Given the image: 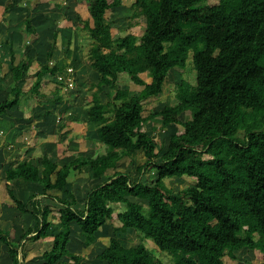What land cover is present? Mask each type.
I'll use <instances>...</instances> for the list:
<instances>
[{"label": "trees", "instance_id": "1", "mask_svg": "<svg viewBox=\"0 0 264 264\" xmlns=\"http://www.w3.org/2000/svg\"><path fill=\"white\" fill-rule=\"evenodd\" d=\"M206 1L135 0L131 18L143 17L145 25L142 34H131L127 44L113 37L107 16L112 9L126 7L125 0L88 1L90 17L76 29L88 32L89 54L99 80L92 84L96 90L85 121L107 149L97 156L78 155L64 165L47 154L38 162L26 158L4 169L14 205L33 219L18 238L0 228V243L12 264L26 262L27 240L48 237L52 244L41 254V264H83L85 256L70 249L72 235L78 234L84 247H92L103 228L113 224L118 204L125 205L117 213L120 225L113 224L107 246L95 255L100 264H165L146 240L170 257L169 264H227V256L237 259L243 250L264 254V0ZM36 5L40 6L38 1ZM14 7L24 13L17 27L27 47L16 51L17 40L0 23V116L11 118L18 111L19 119L31 123L35 107L26 116L24 104L34 95L46 96L40 91L46 79L55 81L59 92L64 84L57 75L66 65L53 61L59 29L50 28L47 60L31 75L35 58L28 40L36 41L42 32L28 4L12 2L4 13ZM191 52L196 84L183 79L176 104L143 116L144 101L163 93L169 73L177 67L185 69ZM122 73L141 89L131 95L129 88H121ZM144 74L151 80H145ZM30 78L35 80L25 90ZM186 112L190 118L172 128L168 148L156 151L144 124ZM43 113L54 120V110ZM43 120H39L42 126ZM139 153L145 161L137 167V176L118 170L120 161ZM85 167L99 183L82 205L70 188L69 176ZM152 170L157 171L156 179L144 181ZM173 176L192 177L197 183L175 192L166 183ZM18 182L42 188L21 197L15 189L18 185L13 186ZM48 198L59 206L46 203ZM53 211L58 213V229L52 222ZM74 226L77 230L72 233ZM130 232L141 238L134 246L120 238Z\"/></svg>", "mask_w": 264, "mask_h": 264}, {"label": "rangeland", "instance_id": "2", "mask_svg": "<svg viewBox=\"0 0 264 264\" xmlns=\"http://www.w3.org/2000/svg\"><path fill=\"white\" fill-rule=\"evenodd\" d=\"M75 1L77 3L74 2L73 6L70 5L69 8L72 10L74 9L76 14H67V11L61 10L58 11V13H54L49 22L46 23V29H42L44 33H41V37L34 42H28V45L32 50V56L35 58V62L30 70L31 75H33L39 69L41 63H44L47 60L46 51L51 44L50 41L53 36V31L50 28H58L59 40L57 41L58 45L55 49L53 61H58L61 65H66V67L72 66L74 68V72H71L72 77H70L71 79H74V84L72 86H63L59 89L60 91L57 92V83L46 79L40 90L46 96L34 95V97H30L28 104H24L23 106L25 111L23 115L26 116L31 114V107H35L36 117L31 123H26V121L19 119L18 117L22 114L18 111H16L15 115L11 118H1L0 116V225H4L5 230L9 229L12 237H14V233H16L17 236L22 233L19 229L22 226L27 227L30 222L33 224V219L30 218L29 222L24 221L23 217H26L27 215H22L18 211L8 194L4 177V169L8 161L12 163L14 161L31 157L39 161L41 158L47 156L50 149L55 150L54 155H57L58 157L73 156L76 152L84 150H86L85 153H83L84 155L92 153L93 156H97L104 153L107 149L105 145L98 141H94L93 146L87 142L88 138L93 139L96 134L94 127H90L82 121V118L86 115L85 111L91 102L92 91L96 90V88L92 87V84L99 80V76L93 67L95 59L89 54L92 42L88 37V32L83 29H76V26L82 27L84 25L83 20L90 17L88 10L89 0ZM134 1L135 0H125L126 7L112 9L107 13L108 18L112 22L113 37L115 39L122 38L125 44L128 43L131 34H142L145 25V19L143 17L135 19L131 18L132 10L130 5ZM218 1L219 0H208L205 3L215 4ZM39 2H42V0H39ZM0 7L1 10H5L6 5L4 6L3 3ZM44 13L46 14L45 11ZM12 17L14 18V16ZM10 32H13V30ZM10 32L9 34L11 37H14V34L18 35L19 43H16L17 48L27 47L25 46L26 40H24L20 32H15L13 34ZM68 40H71L72 43H68ZM38 44H40L39 47ZM105 47L108 49L109 44L106 43ZM192 54L193 52H191L189 56L187 67L185 69L177 67L169 73L164 91L160 96L151 97L144 101L143 116H147L152 111L176 104L177 87L183 79L196 84L197 72ZM143 76L145 80H151L149 76H146L145 74ZM34 80L35 78L28 79L25 90H29ZM119 85L121 88H129L131 95L141 89L140 86L134 84L126 73L120 75ZM101 95L104 100L109 99L105 95V92H102ZM59 96H63L61 101L58 99ZM45 109L55 111L53 121H49V115H43ZM43 118L45 119L43 120L45 124L42 126V123H39L38 121ZM188 118H190V112H186L174 118H155L144 124V128L151 132L154 137L156 151L161 147L162 149L168 148L172 128L175 129V126L179 128L181 122ZM20 125L23 127L20 128ZM61 125L65 128L63 131L59 129ZM154 128L155 131H153ZM88 135L90 137H88ZM88 148L91 150L87 151ZM190 158L200 157L190 156ZM144 161L145 157L142 153H139L134 159L126 157L120 163L119 170L129 173L132 176L134 175L133 177H135L138 174L137 167ZM156 175V170L146 172L144 181L153 182L156 179ZM86 177V173L81 174L80 172H72L69 176L70 180L79 183L77 185L79 193L78 198L79 201L82 202V205L86 189L85 187L79 188L80 185H85V180L81 182L79 178ZM166 183L175 192H178L187 186L194 185L197 181L195 178L188 176H173L172 178H168ZM20 184L33 185L34 183H17V185ZM77 186H74V188H77ZM15 189L17 191L18 186H16ZM17 195L20 196V194ZM55 204V206H59V203ZM124 208V204H118L115 206L116 212L114 214L113 224L120 225L117 219V213L124 210ZM53 216V225L58 229L57 211H53ZM113 224H109L107 225V228L106 226L103 228V231L101 232L102 234L98 235V241H96L90 248L84 247L82 238L77 236L78 234L75 233L72 235L70 249L75 253H82L85 256L83 264H100V262L95 260V255L100 248L108 244V239L112 235ZM2 226L0 227L2 228ZM76 230L77 226H74L72 233ZM120 238L128 246H134L141 241V238L138 235L136 236L135 232H130L123 237L120 236ZM145 243L160 257L161 260L165 262V264L170 263V257L167 254H161L158 252L151 241L146 240ZM51 244L52 238L50 237L38 241L27 240L24 245V251L26 250L28 252V260H26L24 264H38L37 262H30V259L36 255L41 256L46 249L51 247ZM5 253H7L6 248H0V264H8L9 259ZM237 256V259L227 256L225 258L226 263L264 264V254L258 251V249L249 252L243 250L238 252Z\"/></svg>", "mask_w": 264, "mask_h": 264}, {"label": "crops", "instance_id": "3", "mask_svg": "<svg viewBox=\"0 0 264 264\" xmlns=\"http://www.w3.org/2000/svg\"><path fill=\"white\" fill-rule=\"evenodd\" d=\"M38 1V3L40 4L39 7H37L36 5V2ZM12 2H15V3H19L20 5L22 6H27L28 4V11L30 12L29 14H32V16H37L35 19V22H38V25L37 27L39 28V30L43 32V23H47L49 22L50 18L54 15V13H58V11H67L66 13L68 14H76L75 10L69 8V6H73V3H77L75 0H42V2H39V0H29V1H26V0H0V6L4 3V6L6 5V7H10ZM56 4H60L59 7L56 6ZM5 10H1V7H0V23H2V28H4V30L6 32H10V31H15V32H20L19 31V27H17V25L19 24V16L20 15H23L24 13H22V10L20 7H14L12 9H10V11L8 13H4ZM44 11L46 12V14L44 13ZM24 12V11H23ZM51 13V14H50ZM14 16V18L12 17ZM45 16V17H44ZM41 18V20H46V22H42L40 20L39 22V19ZM56 27V26H55ZM67 27V26H66ZM77 27V26H76ZM46 29V28H45ZM58 29V28H57ZM4 35V34H3ZM14 37L15 39L17 40V42L19 43V39H18V35L14 34ZM23 37V36H22ZM41 37V35H40ZM25 40V38H24ZM22 45V43H21ZM15 49L16 51H21L22 48H17L16 44H15ZM64 86H66V84H64ZM87 112V110L85 111V113ZM82 121L86 123L85 121V116L82 118ZM39 122V121H38ZM88 125V124H87ZM23 127V126H22ZM21 125H20V128H22ZM89 136V135H88ZM90 137V136H89ZM94 141H96V138L94 137L93 139L91 138H88L87 139V142L90 144V145H94ZM92 148V147H90ZM90 148L87 149L88 150H91ZM86 150L84 151H78L76 152V154H74L73 156H57V155H54L55 154V150L53 149H50L49 152L47 153L48 155H50L51 159L54 160L55 162L61 164V165H64L66 164L67 162H69L70 160H72L73 158L77 157L78 155H84L83 153H85ZM93 152V151H92ZM86 156H93L92 153H88V154H85ZM32 158V157H31ZM7 159V158H6ZM26 159V158H25ZM34 161L38 162L35 158H33ZM24 160V159H23ZM124 160V159H123ZM122 160V161H123ZM120 161L119 164H118V170H119V167H120V163L122 162ZM11 162L8 161L7 164H6V167L7 168L9 166ZM89 168L88 167H85L81 172L80 171H76V170H73L72 172H80L81 174L82 173H86L87 174V177L86 178H79V180L81 182H83L85 180V185L82 186L80 185V187H85L86 189V192H85V195H84V199L86 198L87 196V193L96 185L99 183V180H96V179H93L91 176H90V172H89ZM121 171V170H120ZM112 172V171H111ZM72 174V173H71ZM5 175V174H4ZM70 188L72 189L73 193L76 195L77 199L79 200L78 198V182L74 181V180H70ZM17 185L14 184L13 186ZM27 186V187H25ZM74 186H77V188H74ZM41 186L39 185H36V184H33V185H28V184H20L18 185V190H17V193L20 194L21 197H26L34 192H38V191H41ZM62 196H66V195H63ZM46 203L48 204H52V205H56L55 201H52L50 200L49 198L45 200ZM26 217H23V220L24 221H28L30 220V216L28 214H24ZM31 223V224H30ZM28 223L27 227H29L30 225H32V222ZM2 226V225H0ZM26 226H22L20 229L21 232H23V229L25 228ZM1 228V227H0ZM2 229H5V226L3 225L2 226ZM9 230V229H8ZM10 232V231H9ZM19 234V233H18ZM21 234V233H20ZM102 233L100 232L98 235H101ZM14 236L18 238V236L16 235V233H14ZM51 238V237H50ZM99 238V237H98ZM109 240V239H108ZM98 241V239L96 240ZM107 246V245H105ZM102 247L99 249L98 253L100 252L101 249H104L105 248ZM0 248H6L5 244L3 243H0ZM7 250V248H6ZM102 251V250H101ZM25 252H27L25 250ZM28 253V252H27ZM97 254V253H96ZM5 255L7 256V258L9 259L8 261V264H12V261L11 259L9 258L8 256V253H5ZM27 257H28V254H27ZM26 257L25 261L28 260V258ZM30 262H37L38 264H41L43 261L41 259V256L39 255H36L34 257H32L30 259ZM32 264V263H31Z\"/></svg>", "mask_w": 264, "mask_h": 264}, {"label": "built area", "instance_id": "4", "mask_svg": "<svg viewBox=\"0 0 264 264\" xmlns=\"http://www.w3.org/2000/svg\"><path fill=\"white\" fill-rule=\"evenodd\" d=\"M74 68L72 66H67L64 71L60 72L57 75V80L60 83L66 84V86H72L74 84V79H71Z\"/></svg>", "mask_w": 264, "mask_h": 264}, {"label": "clouds", "instance_id": "5", "mask_svg": "<svg viewBox=\"0 0 264 264\" xmlns=\"http://www.w3.org/2000/svg\"><path fill=\"white\" fill-rule=\"evenodd\" d=\"M30 41H31V39L28 40V42H30Z\"/></svg>", "mask_w": 264, "mask_h": 264}]
</instances>
